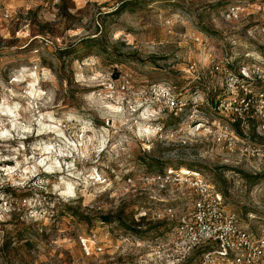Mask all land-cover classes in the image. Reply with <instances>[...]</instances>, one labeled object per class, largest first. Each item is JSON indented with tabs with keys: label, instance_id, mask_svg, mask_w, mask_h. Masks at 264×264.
I'll return each mask as SVG.
<instances>
[{
	"label": "rangeland",
	"instance_id": "obj_1",
	"mask_svg": "<svg viewBox=\"0 0 264 264\" xmlns=\"http://www.w3.org/2000/svg\"><path fill=\"white\" fill-rule=\"evenodd\" d=\"M257 55L264 58V0H0V79L7 85L25 67L47 71L53 79L41 88H54L66 108L105 91L103 82L77 79L97 74L119 92L120 75L129 74L130 91L164 83L215 99L222 83L209 71L212 58L247 63ZM158 121L154 145H133L123 167L108 172L113 186L90 202L87 196L57 202L33 187L35 177L21 188L11 183L18 177L0 172L8 180L0 187V215L7 217L0 220V264H166L162 245L189 217L195 197L189 187L163 190L146 181L169 168L201 171L245 228L264 231V136L255 126L244 154H233L191 127L189 114L166 113ZM32 139L24 141L25 154ZM0 154L13 153L0 147ZM15 164L0 161V168ZM36 197L43 218L25 220L24 201ZM94 237L103 249L88 255L81 238ZM200 252L184 264H200Z\"/></svg>",
	"mask_w": 264,
	"mask_h": 264
},
{
	"label": "clouds",
	"instance_id": "obj_2",
	"mask_svg": "<svg viewBox=\"0 0 264 264\" xmlns=\"http://www.w3.org/2000/svg\"><path fill=\"white\" fill-rule=\"evenodd\" d=\"M256 59L261 58L257 55ZM52 79L47 71L38 75L37 70L26 67L14 73L7 85L0 79V141L17 144L15 148L0 145L13 153L0 154V161H16L15 167L0 168V172L9 179L18 177L11 183L21 188L35 177L33 187L53 193L57 202L74 203L80 196H87L90 202L113 186L108 172L114 165L123 167L133 145H154L162 127L154 122L162 116L161 108L153 105L160 95H168V89L154 85L149 91L157 94L155 99L146 98L144 88L126 96L114 90L112 83L98 80V74L89 81L80 76L81 84L105 83V91L83 95L79 108H66L62 101L56 102L54 88H41L42 81ZM29 137L33 138L27 145L30 154H25L24 141ZM42 173L47 176L42 178ZM6 183L0 177V187ZM24 204L29 206L25 220L43 218L35 210L41 204L39 197ZM6 218L0 215V220Z\"/></svg>",
	"mask_w": 264,
	"mask_h": 264
},
{
	"label": "built area",
	"instance_id": "obj_3",
	"mask_svg": "<svg viewBox=\"0 0 264 264\" xmlns=\"http://www.w3.org/2000/svg\"><path fill=\"white\" fill-rule=\"evenodd\" d=\"M209 71L218 75L222 83V91L215 99L199 88L185 90L164 83L151 84L145 97L155 99L157 94L149 90L154 85H164L168 95H160L153 105L161 108V116L189 114L191 127L196 131H205L229 153L244 154L251 126L264 136V58L247 63H235L231 57L212 58ZM129 77L120 75L119 89L133 96L136 92L130 91ZM188 171L169 168L146 179L163 190L171 186L179 190L189 187L190 194L195 195L189 217L180 222L174 237L162 245L166 264H184L196 250H201L200 264H264V231L245 228L239 215L225 208L224 195L217 186L201 171ZM94 239L81 238L88 255L94 248L103 249Z\"/></svg>",
	"mask_w": 264,
	"mask_h": 264
},
{
	"label": "bare ground",
	"instance_id": "obj_4",
	"mask_svg": "<svg viewBox=\"0 0 264 264\" xmlns=\"http://www.w3.org/2000/svg\"><path fill=\"white\" fill-rule=\"evenodd\" d=\"M183 168V171L184 172H189L188 170H189V168H184V167H182Z\"/></svg>",
	"mask_w": 264,
	"mask_h": 264
}]
</instances>
